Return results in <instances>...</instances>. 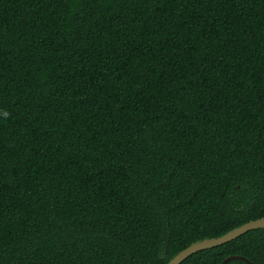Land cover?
I'll list each match as a JSON object with an SVG mask.
<instances>
[{
	"label": "trees",
	"instance_id": "1",
	"mask_svg": "<svg viewBox=\"0 0 264 264\" xmlns=\"http://www.w3.org/2000/svg\"><path fill=\"white\" fill-rule=\"evenodd\" d=\"M262 218L264 0H0V264H168ZM231 256L264 229L182 264Z\"/></svg>",
	"mask_w": 264,
	"mask_h": 264
},
{
	"label": "water",
	"instance_id": "2",
	"mask_svg": "<svg viewBox=\"0 0 264 264\" xmlns=\"http://www.w3.org/2000/svg\"><path fill=\"white\" fill-rule=\"evenodd\" d=\"M258 229H264V218L246 223L221 237L198 241L186 248L185 250L181 251L168 264H182L192 255H195L198 252L225 245L227 243L237 240L239 237L245 235L250 231ZM235 260H241L246 262L247 264H252L249 260L241 256L228 257L222 264H228L229 262Z\"/></svg>",
	"mask_w": 264,
	"mask_h": 264
},
{
	"label": "clouds",
	"instance_id": "3",
	"mask_svg": "<svg viewBox=\"0 0 264 264\" xmlns=\"http://www.w3.org/2000/svg\"><path fill=\"white\" fill-rule=\"evenodd\" d=\"M5 115H7V113H5Z\"/></svg>",
	"mask_w": 264,
	"mask_h": 264
}]
</instances>
